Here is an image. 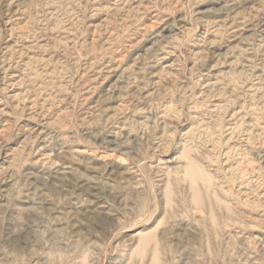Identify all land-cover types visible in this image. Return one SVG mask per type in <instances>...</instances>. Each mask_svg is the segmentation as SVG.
<instances>
[{"label":"rangeland","instance_id":"rangeland-1","mask_svg":"<svg viewBox=\"0 0 264 264\" xmlns=\"http://www.w3.org/2000/svg\"><path fill=\"white\" fill-rule=\"evenodd\" d=\"M0 264H264V0H0Z\"/></svg>","mask_w":264,"mask_h":264}]
</instances>
